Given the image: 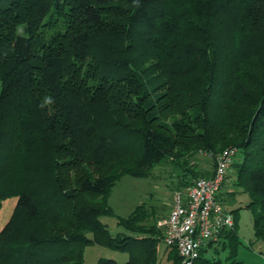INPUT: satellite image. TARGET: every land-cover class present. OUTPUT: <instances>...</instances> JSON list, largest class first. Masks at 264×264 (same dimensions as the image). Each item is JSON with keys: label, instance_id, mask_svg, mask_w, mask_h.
Instances as JSON below:
<instances>
[{"label": "trees", "instance_id": "obj_1", "mask_svg": "<svg viewBox=\"0 0 264 264\" xmlns=\"http://www.w3.org/2000/svg\"><path fill=\"white\" fill-rule=\"evenodd\" d=\"M218 15L236 43L202 34L200 22ZM227 147L241 156L227 193L248 194L264 239V0H0V207L18 198L0 264H86L93 244L130 256L97 264H161L158 219L142 224L143 203L116 214L113 186L165 158L182 167ZM214 170L183 173L184 190ZM226 209L234 228L211 247L242 264L239 209ZM104 215L126 232L113 235ZM208 250L193 264H222ZM164 253L181 263L175 247Z\"/></svg>", "mask_w": 264, "mask_h": 264}, {"label": "rangeland", "instance_id": "obj_2", "mask_svg": "<svg viewBox=\"0 0 264 264\" xmlns=\"http://www.w3.org/2000/svg\"><path fill=\"white\" fill-rule=\"evenodd\" d=\"M206 21L208 26H205L206 23L204 24ZM200 23L204 28L207 27L202 29L203 35L206 32H211L221 42L226 41L227 44L231 42L236 43L235 40H232L234 36L228 34L229 29L233 30V28L225 15L214 16ZM19 32L25 35L28 33L25 26L21 27ZM240 157L239 153L235 160L238 161ZM183 164L184 166L180 167L175 164L172 158H165L155 165L149 177L125 174L113 186L109 197V205L113 207L116 214L126 217L138 207V204L143 203L148 208L150 216L142 224L146 227H151L157 219L158 221H164L175 204L177 193L187 191L184 190L185 185L183 181L186 178L183 173H190L192 170L198 172L210 171L216 167L214 157L203 152L188 156L187 161ZM227 173L228 176L233 177L235 170L230 167ZM226 181H228V178H226ZM228 182L231 183L229 186L232 187L233 180L230 179ZM237 190L234 197H232L233 202L227 201L226 204L228 208L234 207L239 209L237 226L241 243L237 250L236 261L242 262V264H264V239L255 237L253 225L254 212L247 207L250 199L248 194L242 190V187H238ZM17 201V196H10L2 200L0 207V231L11 218ZM101 220L108 225V229L113 235L121 231L126 232L118 224L115 216L104 215L101 217ZM165 247L166 242L159 244L158 255L160 262L161 264H172L168 257H177L178 254L176 251H172L171 255H165ZM219 252L214 254L213 250L210 249L206 253L209 257L214 256L216 259H220L222 264L229 263V249L219 247ZM102 257L116 259L119 263H125L130 258L129 252H123L115 248L112 249L105 245L93 244L84 250L86 264H97Z\"/></svg>", "mask_w": 264, "mask_h": 264}, {"label": "built area", "instance_id": "obj_3", "mask_svg": "<svg viewBox=\"0 0 264 264\" xmlns=\"http://www.w3.org/2000/svg\"><path fill=\"white\" fill-rule=\"evenodd\" d=\"M238 151L236 147L225 148L216 156L213 175L200 176L186 192H178L168 217L158 221L163 229V242L177 249L180 264H193L204 249L218 243L224 230L234 228V214L226 209L218 195Z\"/></svg>", "mask_w": 264, "mask_h": 264}, {"label": "crops", "instance_id": "obj_4", "mask_svg": "<svg viewBox=\"0 0 264 264\" xmlns=\"http://www.w3.org/2000/svg\"><path fill=\"white\" fill-rule=\"evenodd\" d=\"M230 179H228V181H229ZM228 181H226L225 182V184H224V186H223V189H222V191L220 192L221 193V197H222V199L224 198L225 200H227V198H228V200L230 201V203H232L233 201H232V194L230 193V194H228L227 192H233L235 189L234 188H232L231 186H229V185H231V183H229ZM217 244H219V243H217ZM216 244V245H217ZM215 245V246H216ZM220 245V244H219ZM210 249H212V248H210ZM209 249V250H210Z\"/></svg>", "mask_w": 264, "mask_h": 264}]
</instances>
